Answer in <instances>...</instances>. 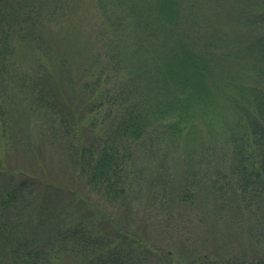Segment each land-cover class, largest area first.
Here are the masks:
<instances>
[{
    "label": "trees",
    "instance_id": "trees-1",
    "mask_svg": "<svg viewBox=\"0 0 264 264\" xmlns=\"http://www.w3.org/2000/svg\"><path fill=\"white\" fill-rule=\"evenodd\" d=\"M83 1L0 0V151L15 148V129L33 121L58 145L71 176L86 191L122 206L139 172V145L167 134L191 136L204 126L202 137L212 144L217 136L228 151V167L217 170L211 187L221 203L246 211L257 229L251 231L257 254L215 262L264 264V0H237V22L247 35L234 48L200 35L203 18L195 0H157L152 12L140 8L150 0H95L105 11L109 6L94 27L97 48L87 57L71 52L70 57L59 42L68 37L62 31L70 29ZM143 44L154 47L159 65L140 66L132 74L125 51ZM230 54L242 60L238 78L215 77L217 55ZM56 75L73 84V104L60 95ZM145 76L154 82L143 86ZM224 95L229 116L216 110ZM41 182L22 167H0V264H64L65 253L74 264H171L169 251H155L117 223L113 232L102 230L104 213L92 211L74 190L68 188L73 198L64 204L51 193L39 195ZM192 184L186 181L177 195L185 207L193 206L197 195ZM209 261L203 254L185 264Z\"/></svg>",
    "mask_w": 264,
    "mask_h": 264
},
{
    "label": "rangeland",
    "instance_id": "rangeland-1",
    "mask_svg": "<svg viewBox=\"0 0 264 264\" xmlns=\"http://www.w3.org/2000/svg\"><path fill=\"white\" fill-rule=\"evenodd\" d=\"M157 2L153 0V4L150 0L147 5L143 4L140 8L152 12ZM195 3L196 13L203 18L199 20V24L203 26L199 28V33L203 38L211 37L208 39L223 48H234L240 36L241 39L246 38L247 34L237 22V0H195ZM122 7L125 9L124 5ZM100 11L108 12L109 6L105 11L95 0L82 2L78 9L79 14H76L72 24H69L70 29L62 31L63 33L68 31V37L59 42V46L67 55L71 57V52L87 57L90 51L97 48L94 27ZM124 32L128 35L127 30ZM154 53L152 45L143 44L135 51L128 48L124 58L126 70L132 74H137L136 70L140 66L154 70V64L159 65ZM161 53L157 48L156 54ZM169 54L170 63H176L175 54L172 51ZM241 63L242 60L238 61L233 54L217 55L215 77L224 75L237 79L235 69ZM56 76L60 95L66 100L63 96L65 93L73 104L75 96V93H72L73 84L66 83L64 77ZM140 82L147 86L145 83H153L154 78L145 76ZM226 89L233 90L234 87L228 85ZM218 100L224 107L217 102L216 110L229 116L231 107L228 98L224 95L219 96ZM211 110L217 115L214 108ZM227 116L225 117L228 118ZM218 124L219 122L214 119L211 125L216 128ZM198 128L191 136L184 133L177 136L167 134L158 141L148 138L139 145L135 158L139 172L133 181L134 189L130 193L131 196L122 206L105 202L101 197L86 191L82 183L71 176L67 161L58 145L48 141L46 131L41 130L33 121L22 123L21 130L19 126L15 129L19 142L7 153L0 151V167L18 166L39 175L42 181L38 187L39 195L44 192L51 193L60 204L66 203V200L70 201L68 198H73L72 195L66 194L69 192L68 188L74 190L78 197L82 195L89 202L92 211L95 213L98 211L101 215L104 213L105 218H101L102 230L113 232L112 225L117 223L121 230L135 233L155 251L163 253L169 251L167 259L171 264H185L192 257L203 254L211 260L208 264H218L215 261L224 260L232 254H257L252 243L254 236L251 235V231L256 234L257 229L255 225L252 226L253 221L249 214L246 211H238L232 202L221 203L211 187L212 177L217 170L228 167L226 145L222 144L217 136L211 137V144L207 136L202 137L206 128L204 126ZM220 145L223 150L219 148ZM197 179L198 187L195 184ZM47 181H51L53 187L44 185ZM186 181L194 183L193 195L197 194L194 196L193 206L190 207L183 206L177 198ZM53 188L57 190L54 192ZM39 217L40 214L35 213V224ZM39 232H42L41 229ZM62 255L64 264H74L70 255L67 253ZM152 261L154 260L151 259L150 262Z\"/></svg>",
    "mask_w": 264,
    "mask_h": 264
}]
</instances>
